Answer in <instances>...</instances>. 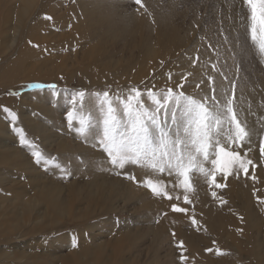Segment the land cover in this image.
Listing matches in <instances>:
<instances>
[{
  "label": "rangeland",
  "instance_id": "obj_1",
  "mask_svg": "<svg viewBox=\"0 0 264 264\" xmlns=\"http://www.w3.org/2000/svg\"><path fill=\"white\" fill-rule=\"evenodd\" d=\"M140 10L152 21L172 17L182 39L170 47L175 55L167 47H157L153 56H144L147 31L141 26L138 34L131 31L136 28L131 17ZM123 27L128 30L121 32ZM0 30V162L14 163H0V218H5V210L12 218L5 223L7 228L0 226L1 264H71L73 255L79 264H264V251L262 260L248 255L247 248L253 245L247 244L242 230L232 237L229 225L212 231L171 223L163 233L165 207L177 196L159 192L160 183L148 182L144 173L154 169L171 175L182 198L176 206L180 216L194 201L214 210L217 195L225 197L224 183L218 181L223 172L213 158L220 147L213 139L221 123L241 126L236 108L239 102L248 104L247 92L256 93L258 103L264 104V0H0ZM79 30L88 32L89 38L80 37ZM31 33L40 38L29 40ZM149 36L150 42L158 41L156 34ZM26 44L32 52L38 48L39 54L27 57L21 50ZM171 68L174 73L169 75ZM195 69L199 73L194 77ZM187 72V77L180 76ZM37 82L58 87L55 91L27 87ZM80 91L85 92L83 100L74 96ZM104 91L110 92L116 110L120 145L116 158L128 165L123 172L111 164L100 145L108 107L101 104ZM150 100L154 109L144 113L143 103ZM5 107L17 112V126L26 130L34 147L20 145ZM81 127L83 131L77 132ZM242 130L238 143L231 145H243ZM184 139L185 145L180 144ZM170 142L178 152L182 147V153H189L177 159L167 155ZM256 148L264 167V138ZM33 151L48 162L37 165ZM140 164L144 167L139 176ZM129 173L135 180L126 178ZM114 181L119 191H112ZM50 184L60 187L59 199L65 207L70 205L65 214L47 209L39 199L38 192ZM98 184L105 185L103 197L98 196ZM91 185L95 201L90 199ZM152 186L157 192L151 191ZM21 199L31 200L35 208L26 212L21 205L16 212L11 201L20 204ZM233 201L242 204L238 196ZM153 203L158 206H150ZM229 214L233 213L222 208L219 217ZM258 228L249 235L262 241L264 250V228ZM176 229L183 238L176 237ZM185 236L189 240L195 236L193 246ZM5 253L13 259L5 258Z\"/></svg>",
  "mask_w": 264,
  "mask_h": 264
},
{
  "label": "bare ground",
  "instance_id": "obj_2",
  "mask_svg": "<svg viewBox=\"0 0 264 264\" xmlns=\"http://www.w3.org/2000/svg\"><path fill=\"white\" fill-rule=\"evenodd\" d=\"M97 6H98V4H95V9L97 8ZM144 15H145L144 11L141 12V10L139 11L138 14L133 13V16L131 17V21H133L134 24L136 23V26L134 25V27H136V28H134V30L133 29L131 30V28L128 26L131 31H134V33L132 32V34H138L139 33L138 27H140V26H141V28L143 27L147 31V33H146L142 29L146 33V35L148 34L145 37L146 40L143 41V46H144L145 42H148V44L144 47V50H145L144 56L145 55L153 56V54H155L157 47H159V49L167 47L170 50V55L171 54L175 55V51L171 50V48L172 47L174 48L176 45L178 46L180 44V42L182 41V39L177 34V31H176L177 29L174 26V21H173L172 17L166 16V17H162V19H157V20L155 19V21H152L154 19L153 17H152V20H150V19L144 18L143 17ZM150 18H151V16H150ZM160 18H161V16H160ZM2 21H4V20H2ZM158 24L160 25L161 30H160V27L158 26ZM124 25H125V23H124ZM75 26H76V24L73 27H75ZM119 30H121V32H123V31H127L128 29H127V27H123L121 29L119 28ZM154 33L157 35L158 41L156 42V41H154L155 40L154 39L153 40L154 43H152V42H150L151 36H149V34L155 35ZM87 34H88V32H81V30H79V36L82 38H89V36H87ZM2 36H3V34H2ZM28 38H29V40H33V39L40 38V37L34 33H31L28 36ZM31 49H32V47L30 48V46L27 44L25 45V49H24V47L21 48V50H24L26 52L27 57L30 54L38 53L37 52L38 48H34L36 52H34V51L32 52ZM203 58H201L202 62H203ZM1 73H3V72H1ZM167 73L169 75H172L174 73V70L171 68V69L167 70ZM198 73H199L198 69H195L192 71V74L194 75V77ZM200 74H201V77L203 78L202 73H200ZM180 76L187 77L188 72L184 73V74H180ZM125 80L126 79H123V78H116V82H118V81H121V82L124 81L125 82ZM105 81L111 82V80H108V79H105ZM11 82L14 83L12 77H11ZM113 82H115V81H113ZM37 83H39V82H37ZM247 90H248V88H247ZM256 90H258V89H256ZM221 93H222V90L219 89L217 91V96L221 97L220 96ZM251 93L252 92H250V91H249V93L247 92V98H246L247 101H245V102H247L248 104L244 105V104H240V102H239V104H238L239 108L238 107L236 108V109H239L238 116L240 117L241 126L240 127L239 126L234 127L232 125L233 128H231L232 126L230 127L227 123H224L225 125H222V123H221V126L218 128L219 130L217 129V132H216L214 139H213V144H217L220 147V151H217L216 153H214L215 155L213 158H214L215 164H216L215 167L218 170H221L220 166H219L221 163H223V165H224V170L222 171L223 174L219 175L218 181L221 184L224 183L225 194H226L224 198L217 195L216 201L214 204V206H215L214 210L212 208L208 209L207 207L203 206V203L201 201L200 202L194 201L191 208H189L187 210V213L185 215L180 216L178 213V211H179L178 208L180 206H178V207H176V206L180 205V200H182V198H180V200H179V197L181 194L176 189L171 175L169 173H159V171L154 170V169L151 172H149V170L144 171V173L146 175L148 182L152 181L153 183H157V184L160 183L161 187H159L160 188L159 192L164 191L165 194L169 197H171V196L176 197L177 196V199L174 202H170L165 207V209L168 210V215H167L166 220H165V225L161 226L163 233H165L164 230H167V228L169 227V225H171V223H173L174 225H178L180 223H183V224L187 223V224H189V227L191 225V228L193 230H209L210 229L212 231L215 230L216 226H218L219 229H227L226 225H229L228 228L232 229L234 231L232 233V237H234V238H237L239 236V235H235L236 231L242 230L244 232V236L247 239V244L248 245L251 244V246L253 245L252 249H250L251 248L250 246H249L250 248H247L248 255H250L252 253L251 256H254L255 259L258 261V260L263 259V255L260 252V251H262V252L264 251L263 250V242L258 240V239L252 238V237H254L253 235L250 237L249 234H252L254 229H256L258 227L264 228V227H261V226H264V167L259 162V154H258V150L256 148L257 142L259 144V142L261 141V138H264V131L261 132V129H262L263 124H264V104L262 106L260 103H258L259 101H257V98L255 96L256 93H255V95H254V93L253 94H251ZM244 94L245 93H243L242 95H244ZM237 97H238V95H237ZM245 97H246V95H245ZM150 101H146L145 103H143L144 113L148 112L147 110H153L154 109V103L152 101L151 102ZM242 102H243V100H242ZM120 107L121 106H117V108H116L118 110V112H121ZM1 124L2 123L0 122V126H1ZM240 129H243L242 131L246 132L245 133L246 139L241 141L243 143V145L241 147L237 146V145H231V142L238 143V140L240 139L239 138V135H240L239 130ZM229 133H231V134H229ZM5 136H7V135L5 134ZM185 142H186L185 139H184V141L181 140L180 144L185 145ZM187 147H189V146H187ZM180 148H181V152H178L179 148L176 147L174 145V143L171 144V142H170V146H168L166 149L167 155H170V153L175 154L176 155L175 159H177L176 157H179V155L183 154L182 156H184V155H187L189 153V151H183V153H182V147H180ZM169 151H171V152H169ZM116 154L119 155V153H116ZM5 160H6L5 163H7L8 165H11L13 163V161H10L9 159H5ZM0 163L5 164L4 160H2ZM101 165H102V163H101ZM141 166H143V165L140 164V166H138L136 169V172L138 173L139 176L143 174L142 169L144 166L143 167H141ZM111 169H113V168L111 167ZM107 171H109V170H107ZM118 171L123 172L124 169L123 170L119 169ZM226 173L228 175V178L226 177V179H225ZM116 185H117V188H116ZM119 185H120V183H119ZM97 187H99V189L101 190V192H100V194H98V196L103 197L105 185L102 184V185H99ZM110 187H111L112 191H115V192L120 190L118 184L115 181L110 184ZM59 188L60 187H58L55 184H50V186L43 187L39 192L37 191L38 192L37 195H39V199L41 200V202H43V204H45L44 206H46L47 209L54 211V212H57L58 214H65L69 210L70 205L68 204L67 207H65V204L62 201V199H59V197L61 196L60 195L61 190ZM91 188H92V190L91 189L90 190L92 192L90 191L91 193H89V194H92V193L93 194L91 195L90 199L95 201L97 199L96 194H95L96 191H93V185H91ZM97 193H99V192H97ZM234 196H238V198L239 197L242 198V204L241 205H237L233 201ZM16 200H18V198H16ZM19 201H21L20 204L16 203V201H13V202L11 201L12 209L16 210V212L19 211L21 205H22V208L26 212L32 211L36 206V205H34V203L33 204L31 203V200L28 201V200L21 199ZM150 206L157 207L158 205H155V203H153V204H150ZM222 208H226L227 210L231 211L233 214H229V216L223 215L222 218L219 217V216H221ZM3 209H6V208H3ZM198 210H199V215L197 214ZM6 212H7L6 210H5V213H4V211H2L1 216L4 213L5 218H0V226L4 225V227H5V225L8 224V222H11V220H12V218L11 219L7 218L8 213H6ZM174 212H175V214H174ZM206 215L211 216V218L215 221L211 223V219L207 218V220H206L204 217ZM225 216H226V218H225ZM238 218L241 219L242 223L237 221ZM8 219H10V221H8ZM13 219H14V217H13ZM7 226H9V225H6V228H7ZM12 227L14 229V225L13 226L11 225V228ZM11 228L8 227V229H11ZM259 228H258V230H259ZM3 229H5V228H3ZM16 229H17V227H16ZM219 229L217 232H219ZM6 231H9V230L6 229ZM159 231H161V230H159ZM0 232H2V228H1ZM12 232H15V231H12ZM12 232H10V233L14 234ZM4 233H5V235L9 234V232L8 233L4 232ZM219 234L220 233H217V235H219ZM158 235H161V234L159 233ZM175 235L177 238H180V237L183 238V234H181V231L179 229H176ZM8 237H10V236H8ZM161 237H164V235H161ZM185 237L187 239L186 241L190 243V246H193L195 236L191 237L190 240L188 239L187 236H185ZM85 247H88V246L86 245ZM90 250H91V252L93 251L92 249H90ZM88 252L90 253V251H87V253ZM83 254L86 255V253H83ZM18 255L19 254H17V256ZM97 255H98V253L96 254V256ZM5 256H7V254L4 255V257ZM7 257H5V258H7ZM73 257H74V259H73L71 264H79V262H80L79 258L77 256L75 257V255H73ZM89 257L90 256H88V258ZM98 257L99 256H97V259H98ZM8 258H11V260L13 259L12 256L8 257ZM21 258H23V257H21ZM24 258H26V257L24 256ZM83 259L81 258V260H83ZM100 261H101L100 263H102V260H100ZM18 263H20V262L18 261ZM210 264H212V262H210Z\"/></svg>",
  "mask_w": 264,
  "mask_h": 264
},
{
  "label": "snow or ice",
  "instance_id": "obj_3",
  "mask_svg": "<svg viewBox=\"0 0 264 264\" xmlns=\"http://www.w3.org/2000/svg\"><path fill=\"white\" fill-rule=\"evenodd\" d=\"M139 2V0H137ZM47 19L51 20V17H47ZM264 47V44L261 45ZM29 88H35V89H45L50 88L52 90L57 89L56 84H43V83H33L27 85ZM133 91H138L134 89ZM12 95H19L18 92H13ZM79 96L81 100H83L85 96L84 91H80L79 93H75L74 96ZM110 92L104 91L103 92V99L101 100V104H107V112H106V118L104 119V133L103 138L100 140V145H102V151H104L107 154V157L110 158L111 164L119 168L120 170L125 169L127 166L126 161L121 159L118 160L116 158V152L119 150V143H118V126H117V118L114 115L115 108L113 106V101L110 99ZM118 99V98H117ZM129 100L134 99V97H128ZM75 102L74 100L72 101ZM4 114L8 117V121L10 124H12V130L13 132L18 136L20 145L24 147H34V145L31 144V141L27 138L26 130L23 127L17 126L18 123V114L16 111L5 107L3 109ZM67 121H68V127L71 129L73 126V112L69 111L66 114ZM81 125H83V120H81ZM77 132H82L83 127L76 129ZM31 155L35 158V163L37 165L43 163H47L48 161L43 157L42 153L39 151H33ZM221 171L224 170L223 163L220 164ZM129 180H135V177L131 175L130 173L126 176ZM223 187V185H221ZM152 192H157L156 186L150 187ZM78 243V238L72 241V246L76 247ZM179 247L182 249L184 247L183 243L179 244ZM181 260H184V255L181 253Z\"/></svg>",
  "mask_w": 264,
  "mask_h": 264
}]
</instances>
